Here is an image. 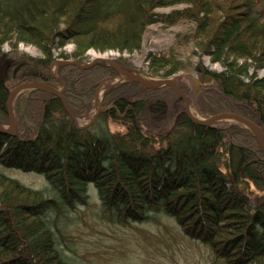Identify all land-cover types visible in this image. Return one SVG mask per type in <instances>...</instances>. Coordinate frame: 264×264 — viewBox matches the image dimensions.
I'll return each mask as SVG.
<instances>
[{
    "label": "trees",
    "instance_id": "trees-1",
    "mask_svg": "<svg viewBox=\"0 0 264 264\" xmlns=\"http://www.w3.org/2000/svg\"><path fill=\"white\" fill-rule=\"evenodd\" d=\"M241 1V15L227 17L221 6L228 13L234 8L228 2L226 9L225 0H181L188 7L170 17L197 15L200 30L209 29L210 22L220 26L206 53L223 65L222 71L197 68L205 87L211 82L218 87L198 96L201 114L232 111L264 130V77L258 76L264 69V19L254 0ZM177 3L0 0V63L9 64L5 77L0 72V125L9 124L12 88L53 80L48 72L53 48L74 42L75 52L59 57L76 61L85 60L89 49L118 51L119 63L128 67L123 54L140 49L154 9ZM115 18L121 21L107 26ZM5 42L13 53L1 52ZM20 44L37 46L42 57L19 53ZM148 60L147 73L154 76L183 68L152 53ZM59 72L68 80L65 96L77 114L88 112L100 82L116 75L105 64ZM112 104L92 126L78 128L54 95L32 91L18 98L20 130L0 132V264H81L69 253L60 224L89 205L91 191L101 217L110 223L166 215L188 237L205 242L223 264H264V152L254 135L238 124L192 123L179 113L183 103L171 88L125 84L105 94L104 106ZM110 123L125 131H113ZM16 173L36 176L41 183L27 184ZM252 186L257 195L251 202Z\"/></svg>",
    "mask_w": 264,
    "mask_h": 264
},
{
    "label": "rangeland",
    "instance_id": "rangeland-1",
    "mask_svg": "<svg viewBox=\"0 0 264 264\" xmlns=\"http://www.w3.org/2000/svg\"><path fill=\"white\" fill-rule=\"evenodd\" d=\"M172 2H181V0H169ZM201 1V0H199ZM177 3L175 5H165L154 9L155 16L153 23L146 27L143 34L142 45L139 50L127 54L125 56L129 68L135 70L139 75L147 76V66L151 65L148 56L152 53L162 58H169L172 62L183 64V68L179 69L175 74L164 76L163 71L158 76H152L156 80L160 78L171 77L179 80L188 91L191 92L190 110L192 109L196 117H204L201 114L196 99L202 94L201 81L202 75L198 71L199 68L208 69L211 72H220L223 69L221 63H213L211 55L207 54L208 49H212L213 45L209 43L218 29L219 23L213 22L209 24V29L200 30L198 16H186L181 18L170 17L175 11H183L188 6L186 3ZM230 2L233 10L229 13L226 11L227 17L230 14H239L244 10L241 0H225L223 4L227 9ZM256 4L257 15L264 19V0H254ZM203 14H201L202 16ZM166 16L170 17L166 20ZM240 18H242L240 16ZM120 18H115L107 26H114L119 23ZM121 21V19H120ZM219 20L218 22H220ZM264 22V20H262ZM215 23V24H214ZM220 27V26H219ZM64 29V26H63ZM201 32V33H200ZM207 37H209L207 39ZM19 46V53L28 57H42V51L37 46L25 45ZM10 42H5L1 52L13 53ZM77 46L74 42H69L61 49L53 48L52 52L63 54H73ZM118 51L109 50L107 53L99 54L97 50L89 49L82 56L85 60H94L95 56H106L112 58ZM114 53V54H113ZM59 57V55H58ZM87 60V61H88ZM159 66V64L154 65ZM168 67V66H167ZM157 68V67H156ZM169 68V67H168ZM158 69V68H157ZM159 70V69H158ZM54 71H56L54 69ZM161 71V70H159ZM197 73L201 81V89H194L193 85L197 76H193L192 72ZM151 74V73H150ZM152 75V74H151ZM259 76L264 77V70L259 71ZM149 77V76H148ZM203 79V77H202ZM107 82H111L107 80ZM210 89L209 95L218 90L215 83L208 84ZM199 87V88H200ZM191 89V90H190ZM67 103L68 100H66ZM91 112L76 116V123L80 127L88 125L95 114V103L93 102ZM180 112L184 113L185 104H181ZM191 110V113L193 112ZM177 113V115H180ZM179 117V116H178ZM174 120V119H173ZM226 121L218 122L223 125ZM113 131H125L123 125L110 123ZM166 132V131H165ZM23 182L27 184L38 185L41 179L33 175H25L16 173ZM253 188L252 198L257 195L255 187ZM90 203L87 206H80L77 210L71 212L62 220L60 229L63 233V239L70 247L69 253L76 257L78 263L81 264H223L221 259L215 257L211 249L205 242L188 237L182 232L181 227L176 225V221L166 215L157 216L155 219L143 222H131L128 225L110 223L103 219L98 208L99 202L94 191ZM255 198V197H254ZM254 205V204H252ZM253 208V207H252Z\"/></svg>",
    "mask_w": 264,
    "mask_h": 264
},
{
    "label": "water",
    "instance_id": "water-1",
    "mask_svg": "<svg viewBox=\"0 0 264 264\" xmlns=\"http://www.w3.org/2000/svg\"><path fill=\"white\" fill-rule=\"evenodd\" d=\"M97 62H106L108 66H111L112 68L115 69V71H117L120 75H123L124 77H126L127 81H134V82H138L142 87L145 88H149V89H156V88H161L164 86H171L173 87L174 91L177 93V95H179V97L181 99H183L185 101V113L187 114L188 118L195 124H200V125H212L220 120H229L232 121L234 123H238L242 126H244L245 128H247L248 130H250L253 135L255 136V138L257 139L261 149L264 152V134H263V130L256 125L254 122H252L251 120L238 115V114H234V113H223V114H219L216 116H212L206 120H202L199 118L194 117L191 112H190V106H189V97L186 95V93L181 89V87L179 86L178 82H175L173 80H150L147 78H143L139 75L130 73L128 71H126L125 69H123L118 63H116L113 60H109V59H96L93 61V63H91L88 66H83L82 64L78 63V62H74L72 60H66V61H57L54 62L50 68L52 75L58 79L61 84L62 87L60 89L54 87L53 85L46 83V82H38V81H33V82H27V83H23L21 85H18L15 89H13L12 91H10L9 93V98H8V103H7V110H8V114L10 117V127L8 130L3 131V132H7V133H14L19 129V122L17 120L16 114H15V110H14V103L17 99V97L19 95H21L22 93L26 92V91H31V90H42L51 94H55L57 95L63 105L65 106L67 112L72 115L73 117H75L74 112L72 111V109L70 108V106L68 105L66 98L64 96V91L65 88L67 86V83L65 81V79H63L62 77L57 76L54 72H53V68H58L61 65H74V66H78V67H85V68H89L91 66H93L95 63ZM0 71L3 73V68L0 67ZM194 75V73H193ZM200 85V81L196 80L195 82V88L197 89L198 86ZM112 85L111 84H107V88H110ZM98 100V97H97ZM99 102V101H98ZM98 105H101V102L98 103ZM101 111V109L99 108L97 113H99ZM97 113L94 116V120L97 117Z\"/></svg>",
    "mask_w": 264,
    "mask_h": 264
},
{
    "label": "bare ground",
    "instance_id": "bare-ground-1",
    "mask_svg": "<svg viewBox=\"0 0 264 264\" xmlns=\"http://www.w3.org/2000/svg\"><path fill=\"white\" fill-rule=\"evenodd\" d=\"M96 58L95 59H105V57L104 56H95ZM105 88H107V86H105V84H103L102 86H101V89H100V94H99V98L101 97V95H102V93L104 92V90H105ZM192 110V109H191ZM193 111V110H192ZM193 113V115H195L194 113V111L192 112ZM264 134V133H263Z\"/></svg>",
    "mask_w": 264,
    "mask_h": 264
}]
</instances>
